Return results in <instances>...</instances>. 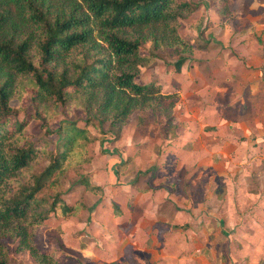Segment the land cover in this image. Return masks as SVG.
<instances>
[{
  "label": "trees",
  "instance_id": "1",
  "mask_svg": "<svg viewBox=\"0 0 264 264\" xmlns=\"http://www.w3.org/2000/svg\"><path fill=\"white\" fill-rule=\"evenodd\" d=\"M232 1H215L222 18ZM195 9L184 0H0V264H17L2 242L8 238L37 264H61L35 245L38 227L58 213L61 200L36 196L53 174L79 161L93 140L90 126L104 133L108 123L117 135L136 110L162 114L171 125L178 93L137 79L164 49L181 54V70L193 48L179 29ZM56 115L64 119L52 130ZM34 122L48 138L31 132ZM42 161L49 164L35 176Z\"/></svg>",
  "mask_w": 264,
  "mask_h": 264
},
{
  "label": "rangeland",
  "instance_id": "2",
  "mask_svg": "<svg viewBox=\"0 0 264 264\" xmlns=\"http://www.w3.org/2000/svg\"><path fill=\"white\" fill-rule=\"evenodd\" d=\"M184 1L196 8L181 21L179 29L193 48L181 67L197 70L193 82L176 84L180 71H176L175 63L181 54L173 49L156 52L137 79L139 83L155 82L166 93H178L180 103L171 125L165 126L162 114L136 110L117 135L107 130L108 123L104 133L90 126L93 140L79 161L53 174L36 196L48 203L58 197L61 200L58 213L51 214L35 235L37 249L53 255L61 264H98L99 258L113 257L108 245L114 239L125 243L138 238L139 233L133 237L129 233V213L135 206L144 205L145 198L136 202V197L163 195L165 190L175 199L212 193L221 196L230 190V180L256 179V170L251 168L264 161V106L253 103L246 94L241 96L239 75L230 90L229 103L214 104L213 81L207 75L208 69H254L253 65L247 67L248 58L240 49H248L250 41L263 45L262 35L253 33L254 38H249L246 33L239 34L243 37L240 43L230 40L226 48L223 42L213 40L214 32L209 30L218 24L224 29L226 24L230 39L240 33L235 1L229 4L227 18L218 13L216 0ZM212 43L214 46L208 48ZM145 48L150 49V43ZM11 105L18 107L19 100L12 99ZM77 113L85 117L80 109ZM24 114L20 113L21 119ZM63 119L54 116L49 128L55 130ZM45 128L42 122H34L31 132L44 138ZM49 139L55 145L56 136ZM48 164L40 162L33 174L38 176ZM32 180L27 176L23 182L30 185ZM86 183L99 192L88 190ZM159 186L162 188L157 189ZM2 242L10 260L37 264L28 251L18 249L17 240Z\"/></svg>",
  "mask_w": 264,
  "mask_h": 264
},
{
  "label": "crops",
  "instance_id": "3",
  "mask_svg": "<svg viewBox=\"0 0 264 264\" xmlns=\"http://www.w3.org/2000/svg\"><path fill=\"white\" fill-rule=\"evenodd\" d=\"M234 1V15L242 30L230 39V27L225 24L222 29L219 24L215 25L209 30L214 32L213 40L223 42L228 48L230 40L239 44L243 33L249 38H254L253 33H257L264 41V0ZM210 19L214 21V15ZM243 48L240 50L242 56L248 58L247 67L253 65L254 69H208L207 77L213 81L210 87L216 105L217 102L225 106L229 103L230 90L234 89L239 75L241 96L246 94L250 101L264 106V43L259 45L257 41H250L248 49ZM196 71L181 69L176 84L193 82ZM214 89L220 91L215 93ZM221 111L224 113L223 109ZM253 168L255 180H230V190L221 196L212 193L175 199L165 190L163 195L136 197V202L145 198L144 205H137V209L135 206L129 213L132 217L129 233L132 237L139 233L138 238L125 243L114 239L108 245L113 250V257L99 258L96 262L264 264V161ZM141 237L142 241H139Z\"/></svg>",
  "mask_w": 264,
  "mask_h": 264
}]
</instances>
